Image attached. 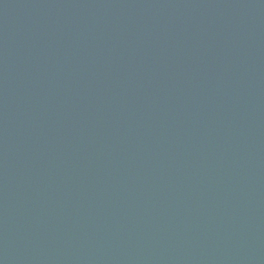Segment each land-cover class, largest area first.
I'll list each match as a JSON object with an SVG mask.
<instances>
[{
    "label": "water",
    "instance_id": "obj_1",
    "mask_svg": "<svg viewBox=\"0 0 264 264\" xmlns=\"http://www.w3.org/2000/svg\"><path fill=\"white\" fill-rule=\"evenodd\" d=\"M0 264H264V0H0Z\"/></svg>",
    "mask_w": 264,
    "mask_h": 264
}]
</instances>
